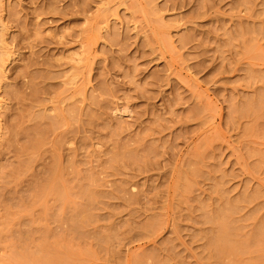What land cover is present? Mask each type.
<instances>
[{"label":"rangeland","instance_id":"1","mask_svg":"<svg viewBox=\"0 0 264 264\" xmlns=\"http://www.w3.org/2000/svg\"><path fill=\"white\" fill-rule=\"evenodd\" d=\"M1 5L0 264H264V0Z\"/></svg>","mask_w":264,"mask_h":264},{"label":"bare ground","instance_id":"2","mask_svg":"<svg viewBox=\"0 0 264 264\" xmlns=\"http://www.w3.org/2000/svg\"><path fill=\"white\" fill-rule=\"evenodd\" d=\"M4 1V0H3ZM1 3H2V0H0V8L2 7L3 8V6L1 5ZM1 8V9H2ZM3 10V9H2ZM6 16V15H5ZM3 17L4 16H1L0 15V90H2V93H3V95L4 96H9V97H12L13 99H15L16 100V98L18 97V95H17V92L16 93H14L13 91H11V92H9V90L8 91H6L5 89L6 88H4V87H6V82H4V80H6L5 78H6V74H7V71H8V65H9V63H10V58H11V56H12V53H11V51H10V48H9V45L7 44V41L8 40H6V33H5V31H6V28L8 29V27L7 26H5L3 23H4V21L5 20H3ZM6 18H7V16H6ZM8 20V19H7ZM6 23V22H5ZM23 40V39H22ZM31 84V83H30ZM31 86H32V84H31ZM3 88H4V90H3ZM37 89V88H36ZM13 92V93H12ZM33 94V93H32ZM37 94V92L35 93V95ZM1 97V96H0ZM34 98H36V96H33ZM3 103H5V101L4 102H2L1 100H0V108L2 109V106H4V105H2ZM56 106H54L52 109H49V110H52V111H54L53 109L55 108ZM4 109H6V108H4ZM5 111V110H4ZM46 111V110H45ZM5 114V113H4ZM44 116V115H43ZM8 117V116H7ZM56 117H58V116H56ZM54 119H55V117H54ZM53 119V117H52V120L50 121V122H52V123H49L48 124V126L51 128V127H53V125L55 124V123H57L58 124V121H53L54 120ZM6 123V122H5ZM4 123V124H5ZM43 124V123H42ZM7 125V124H6ZM8 126V125H7ZM19 130H20V127L18 126V124H16V123H9V126L7 127V128H5V130H4V132H3V130H2V132L3 133H0V140L1 141H3V142H0V155H4L5 154V152H11V148H12V146L15 144L16 146H19V148H17V150L19 151V155H18V157L16 158V161H14V163H8V171H3V172H1V175H0V207L2 208V203H4L5 201H7L6 200V194H7V192L9 193V192H11L12 191V189H11V187L10 188H8V185H12V183H13V186H15L16 184H18V183H16L18 180H19V178H21V176H23L24 174H27V172L31 169V167H33L32 166V163H34L33 162V157H30V158H22L23 157V155H24V153L29 149L30 150V148L27 146V145H25V146H22L21 144H20V141L17 139L18 137H17V133L19 132ZM37 135H39L40 136V138H43V136H44V134L46 133L45 132V130L44 129H41V128H36L35 129V131H34ZM32 142H33V144H32V146H30L31 147V149L34 147V146H36V143H38V142H40L39 140H32ZM15 149V148H14ZM15 151V152H18V151ZM36 150V149H35ZM37 152V151H36ZM39 152L40 151H38V153H36V156H37V158H38V160L40 159L39 158ZM36 159V158H35ZM2 160V159H1ZM42 161V160H41ZM36 163H38V162H36ZM1 165V164H0ZM13 165H15V167H13L12 169H10ZM34 165H35V163H34ZM34 168V167H33ZM1 169H5L4 168V166H3V168H1ZM0 169V170H1ZM6 169H7V167H6ZM15 176L13 179H12V181H9V177H12V176ZM9 178V179H8ZM30 179V178H29ZM55 188H52V191L54 190ZM33 190V189H32ZM58 191V190H57ZM54 193H56L55 191H53ZM13 193H15L14 191H13ZM55 195H58V194H55ZM54 196V195H53ZM24 198V197H23ZM55 198H56V196H55ZM54 198V199H55ZM58 198V197H57ZM20 199H22V198H20ZM20 201V200H19ZM237 208V207H236ZM3 209H5V208H3ZM7 213V212H6ZM38 216V215H37ZM224 218V217H223ZM20 219V218H19ZM24 219V218H23ZM39 219V218H38ZM21 223V222H20ZM20 231H22V230H20ZM23 232V231H22ZM19 234H21V233H19ZM24 234H26V232L25 233H22V235H24ZM227 237V236H226ZM217 238H220L219 237V235H218V237ZM225 239V238H224ZM211 239L209 238V241H210ZM219 239H217V243H220L219 241H218ZM211 241H213V239L211 240ZM225 241V240H224ZM216 243V242H215ZM223 243V242H222ZM225 243V242H224ZM227 243V242H226ZM218 245V244H217ZM225 245V244H224ZM55 246V245H54ZM222 247H223V245H222ZM218 248H220V247H218ZM220 249H222V248H220ZM217 252V251H216Z\"/></svg>","mask_w":264,"mask_h":264}]
</instances>
